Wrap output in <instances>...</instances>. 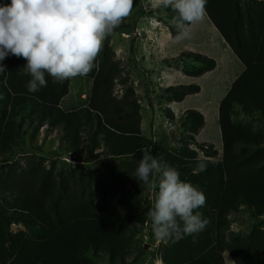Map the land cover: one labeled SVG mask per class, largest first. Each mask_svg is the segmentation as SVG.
<instances>
[{"label": "trees", "instance_id": "16d2710c", "mask_svg": "<svg viewBox=\"0 0 264 264\" xmlns=\"http://www.w3.org/2000/svg\"><path fill=\"white\" fill-rule=\"evenodd\" d=\"M3 4H10V0H0ZM162 9L172 19L176 15L171 8ZM206 14L244 71L220 103L222 159L218 160L214 148L197 144L194 135L176 153L165 154L169 166L187 174L181 180L205 194L206 204L198 211L208 224L195 237V243L192 236L164 240L161 259L164 264H225L224 254L228 253L235 264H264V230L255 231L246 240L230 238V217L242 205L253 209L254 216L264 222V150H260L264 134L234 122L236 108L248 118L258 115L264 122V1L207 0ZM172 34L175 38V26ZM185 57L204 65L205 71L216 67L213 59L193 53ZM0 63L6 66L0 73V157L19 148L24 134L16 119L23 113L36 122V130L51 125L64 133L67 141L62 156L76 162H90L82 161L85 127L92 129V152L96 140H102L107 156L114 158H134L141 148L151 147L142 133L141 106L134 90L128 89L119 99L113 96L122 72L108 42L90 75L93 87L89 105L76 111L61 108L70 92V80L56 83L46 76L47 86L31 93L26 88L30 77L22 75L24 59L9 56ZM164 92L180 103L188 95L199 94L200 87L180 85ZM168 112L174 119L170 109ZM185 119L183 125L194 126V134L206 123L204 115L195 110L186 112ZM194 144L206 159H199V152L191 148ZM14 157L2 162H11ZM137 166L138 161L132 159L118 168L108 167L101 186L116 192L120 187L126 192L144 188L132 176ZM2 190L7 198L0 203V219L5 226L0 234V264H90L85 258L90 251L108 256L112 264H135L145 255L140 248L138 257L130 261L140 211L129 204L96 205L92 189L82 179L73 176L58 183L46 169L38 167L20 175L10 171ZM12 223H23L29 230L8 234Z\"/></svg>", "mask_w": 264, "mask_h": 264}, {"label": "rangeland", "instance_id": "374dc122", "mask_svg": "<svg viewBox=\"0 0 264 264\" xmlns=\"http://www.w3.org/2000/svg\"><path fill=\"white\" fill-rule=\"evenodd\" d=\"M172 21L162 7L153 8L151 0H134L130 15L104 41V45L108 42L110 49L114 51L115 60L120 63L122 72L113 96L119 99L128 89L134 90V97L141 106L143 136L152 143L149 149L162 163L167 164V152L174 154L182 145L189 143L190 135H194L197 144H206L217 150L218 160H221L223 143L219 107L244 66L207 14L203 21L191 25L189 37L180 42H176L173 37L175 25ZM190 53L213 59L216 67L205 71L204 65L185 57ZM90 75L91 73L87 77L78 76L70 80L69 95L61 103L64 111H76L89 105L93 87ZM180 85L199 86L200 93L188 95L180 103L165 96L167 88ZM168 109L175 116L174 119H171ZM191 109L203 112L205 117V126L198 134H194V126L191 124L183 125L186 121L185 114ZM261 120L258 115L248 118L239 108L235 109L234 122L238 126L250 127L264 134V122ZM16 123L22 126L21 132L24 135L19 141V148L10 149L7 155L0 157V203L7 198L2 189L10 171L20 175L41 167L58 183H64L75 176L77 180H84L87 187L92 189L96 205L129 204L140 211L141 223L132 234L135 248L130 261L137 258L139 249L143 248L145 255L135 264H164L161 252L165 249L166 242L155 238L151 221L146 215L154 204L156 191L144 186L127 192L120 187L116 192V189H109L110 186L102 187L100 182L101 179L104 181L103 176L108 167L118 168L132 159L139 161L143 153L140 152L134 158L107 156V148L102 140H96L97 147L92 152V144L89 142L92 129L85 127L82 133L85 139L82 161L90 162H76L74 158L62 156L67 138L57 127L49 125L36 130V122L32 123L31 117L24 113L17 117ZM191 148L199 152V159H206L196 144ZM260 150H264V146ZM13 154L15 157L11 162H2L12 158ZM178 172L181 179L187 176ZM105 192L108 193L107 196ZM253 213V209L242 205L230 217L232 240H246L255 231L264 230V222ZM2 226L4 224L0 219V234ZM28 230L23 223H12L7 227V233L12 235ZM85 258L90 264H112L108 256H97L94 251L87 253ZM224 259L225 264H235L228 253L224 254Z\"/></svg>", "mask_w": 264, "mask_h": 264}, {"label": "clouds", "instance_id": "9594fccd", "mask_svg": "<svg viewBox=\"0 0 264 264\" xmlns=\"http://www.w3.org/2000/svg\"><path fill=\"white\" fill-rule=\"evenodd\" d=\"M153 8H171L175 41L189 37V27L203 21L207 0H151ZM134 0H10L0 5V62L9 56L24 59L22 75L29 76V92L47 86V77L64 83L87 77L96 67L105 39L130 15ZM6 66L0 63V73ZM0 99H3L0 96ZM142 159L132 176L141 186L155 190L150 211L157 240L195 237L208 220L198 211L205 194L180 173L161 162L149 148H141Z\"/></svg>", "mask_w": 264, "mask_h": 264}, {"label": "crops", "instance_id": "0c3cea01", "mask_svg": "<svg viewBox=\"0 0 264 264\" xmlns=\"http://www.w3.org/2000/svg\"><path fill=\"white\" fill-rule=\"evenodd\" d=\"M190 27H191V26H190ZM190 27H189V28H190ZM243 71H244V70H243ZM243 71H242V73H243ZM242 73H241V74H242ZM241 74H240V75H241ZM240 75H238L237 78H238ZM237 78H236V79H237ZM236 79H235V80H236ZM177 104H178V103H177ZM191 110H192V109H191ZM202 113H203V112H202ZM202 113H201V114H202Z\"/></svg>", "mask_w": 264, "mask_h": 264}]
</instances>
